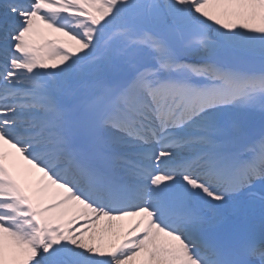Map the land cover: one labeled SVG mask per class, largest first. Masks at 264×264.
<instances>
[{"label":"snow or ice","instance_id":"obj_1","mask_svg":"<svg viewBox=\"0 0 264 264\" xmlns=\"http://www.w3.org/2000/svg\"><path fill=\"white\" fill-rule=\"evenodd\" d=\"M0 264H264V0H0Z\"/></svg>","mask_w":264,"mask_h":264}]
</instances>
